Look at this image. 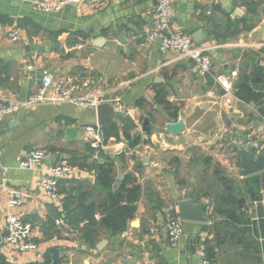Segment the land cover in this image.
Listing matches in <instances>:
<instances>
[{"label": "crops", "instance_id": "0c3cea01", "mask_svg": "<svg viewBox=\"0 0 264 264\" xmlns=\"http://www.w3.org/2000/svg\"><path fill=\"white\" fill-rule=\"evenodd\" d=\"M172 2L175 29L208 51L214 74L229 80L231 91L226 92L214 79L203 78L194 62L179 53H162L160 41L146 40L145 27L156 25L158 0H76L53 13L40 11L32 0H0L2 101L34 95L49 73L55 79L77 84L80 95L102 93L117 112L123 111L117 116L121 130L124 123L120 119L131 116L137 131L133 136L141 137L134 149L123 137L115 141L111 136L105 141L104 135L96 147L92 146L85 128L98 125L97 108L70 100L26 106L7 116L0 124V234L3 237L6 183L9 188L29 193V199L14 212L34 224L33 240L38 245L37 250L21 254L0 244V254L8 263L51 264L50 250L57 248L62 264H199L204 248L214 264H264V209L260 203L264 172L244 177L237 149L249 133L257 135L264 120L259 112L263 105L245 103L236 90L244 77L249 78L250 87H257V68L258 74L264 75V0ZM14 30L19 31L17 41L10 38ZM198 32L202 33L200 42L194 38ZM122 36L125 43L120 41ZM98 39L102 44L96 45ZM159 91L166 93L165 105L177 109L176 119L156 101ZM142 115L149 119L152 131H143L139 121ZM180 119L185 122L182 135L165 130L166 124ZM68 129H77L74 137L65 133ZM260 139L264 145V132ZM89 147L116 160L118 188L130 174L135 179L130 186H138L140 193L128 229L115 236L101 229L94 245L85 242L83 225L74 228L63 218L68 215L66 199L73 182L93 185L97 173L88 164L95 160L104 163L100 153ZM191 147H209L216 156L221 154L225 175L240 185L232 188L220 180L218 185L213 182L222 199L221 214H216L208 197L197 194L198 180L188 172L190 160H186V149ZM33 148L46 149L48 156L36 167L21 169L20 159ZM88 151V164H82L87 167L74 163L76 156L83 152L88 155ZM122 155H126L127 163L119 159ZM168 156L173 158L166 159ZM137 160L142 162L140 170L136 169ZM62 161L76 171L60 183L61 204H51L37 182L50 166ZM120 175L124 176L122 182L118 181ZM256 176L262 179L254 196L246 185ZM161 189L169 206L159 195ZM189 194L203 205L209 221L185 222L178 246L172 247L165 229L166 216L178 213V203ZM97 216L102 217L101 213ZM60 218L71 231L57 224ZM102 241L107 243L99 249Z\"/></svg>", "mask_w": 264, "mask_h": 264}, {"label": "built area", "instance_id": "2783aa9c", "mask_svg": "<svg viewBox=\"0 0 264 264\" xmlns=\"http://www.w3.org/2000/svg\"><path fill=\"white\" fill-rule=\"evenodd\" d=\"M76 0H32L34 6L45 13L58 12L64 6L75 2ZM103 0H91L92 3H100ZM155 27L146 26L144 34L146 40L150 43L160 41L162 53L175 51L182 57L194 62L200 75L203 78L214 79L223 89L228 92L232 90L231 82L223 76L214 74L213 60L206 49L197 45L191 36L178 32L175 29L174 6L172 0H158L157 11L155 14ZM12 41L19 39V31L14 30L10 33ZM78 85L65 79H55L53 75L46 73L41 82L37 93L25 99L14 101H2L0 98V124L7 116L17 113L26 106L57 103L64 100H70L77 105L96 109L100 104L110 102L102 93L96 95H80ZM121 108V107H120ZM123 113V111L119 110ZM86 133L92 137V143L96 145L102 141V130L96 125H88L85 128ZM264 132V120L254 135L248 137L241 143L250 147L256 156L264 154V145L261 143V135ZM48 156L44 148H33L28 151L19 161L21 169H31L41 164ZM76 169L67 161L59 162L48 168L45 175L37 182V186L43 190L51 204H61V194L59 190L60 183L63 180L71 178ZM7 189V204L4 215L3 237L0 244H7L18 253L35 251L38 245L34 242V224L26 220L23 215L14 212L15 209L22 207L29 199L30 195L21 189ZM260 203L264 209V193L261 195ZM98 217V216H97ZM58 225L69 227L63 218L57 220ZM185 222L179 217L178 213H167L165 229L168 234L169 244L177 247L183 234ZM71 231L70 227L67 228ZM70 235V232L67 236ZM199 264H214L208 257L204 248L200 250Z\"/></svg>", "mask_w": 264, "mask_h": 264}, {"label": "trees", "instance_id": "16d2710c", "mask_svg": "<svg viewBox=\"0 0 264 264\" xmlns=\"http://www.w3.org/2000/svg\"><path fill=\"white\" fill-rule=\"evenodd\" d=\"M258 72L259 68H257L255 72L257 73V75H255V82L258 83L257 87H250L249 78L244 77L239 79L236 85V90L238 97L245 103L263 105V107L259 109V112L264 116V75L258 74ZM166 97L165 92L159 91L156 101L165 105ZM165 106V110L169 113L168 115H170V117H175L176 119L177 109L175 107ZM170 108H174V110H170ZM252 118L253 120L255 119L253 116ZM120 122L124 123V126L127 128L125 130V136L130 143V147L134 149L139 146L141 143V137L136 134L131 138L130 133L128 132L130 128L135 127L134 124H132L127 118L120 119ZM124 128L125 127L121 130L118 121H110L101 130L105 141L111 136L119 140V133H122ZM92 146L96 147L93 144ZM89 150H93V152L98 151L96 148L92 147H89ZM98 152L100 153V157L104 160L103 164H100L98 160H95L91 164L86 162V164L90 165L88 167L95 170L97 173L95 183L92 185L86 181L73 182L74 186L70 189L66 199V203H68L66 213L68 212V215L63 217L64 219H68L69 224L74 228L79 229V227L83 225L84 240L90 245L96 244L97 234L101 229L106 228L113 236L125 232L128 229L130 220L135 216L137 202L140 197L139 187L130 186V184L135 181L134 177L130 174L126 176L125 180L117 190L114 189V185L117 182V171L115 167L116 160L111 156L104 154L101 150ZM119 159L126 162V155L120 156ZM141 164L142 162L137 160V170H140ZM84 167H87V165ZM260 179L262 178L256 176L251 185L247 183V192L250 191L252 195L256 196V194H254L256 191L253 187L255 184H259ZM215 184L217 185V183ZM215 184L209 183L208 185L214 188L216 186ZM237 189L239 190V188ZM204 190H207V188ZM220 199V195L218 194V198L213 202L216 214L223 213V209H221L222 202ZM98 213H101V219L97 218ZM0 264L10 263H8L0 254Z\"/></svg>", "mask_w": 264, "mask_h": 264}, {"label": "water", "instance_id": "95a60500", "mask_svg": "<svg viewBox=\"0 0 264 264\" xmlns=\"http://www.w3.org/2000/svg\"><path fill=\"white\" fill-rule=\"evenodd\" d=\"M195 40L200 42L202 40V33L198 32L194 36ZM102 39H98L96 45L102 44ZM120 41L125 43V38L120 37ZM97 122L98 126L102 129L108 122L117 121V116L121 115L119 112L115 110V105L112 102L102 103L97 107ZM131 123H134V119L131 116L126 117ZM139 121L143 123V131L150 132L152 131V126L150 125L149 119L144 117L143 115L139 118ZM185 128V122L183 119L175 123H168L165 126V130L168 133H171L176 136H180L183 134ZM157 133H160L161 130L159 128L154 129ZM69 137H74L77 133V129H68L65 131ZM238 155L240 157V165L242 168V175L244 177H250L256 174H260L264 172V154L260 156H256L250 147H247L245 144H240L238 147ZM2 174V167L0 166V175ZM124 180V176L120 175L118 177V181L122 182ZM1 183V176H0ZM114 189H118V183L114 185ZM178 215L184 222H196V223H208V218L206 217L204 207L200 203H196L193 194H189L188 199L180 201L178 203ZM1 217V211H0ZM1 234H0V242H1ZM106 241H102L98 248L101 249L106 245ZM52 256L51 264H62L63 258L61 256L60 250L57 248H52L50 250Z\"/></svg>", "mask_w": 264, "mask_h": 264}, {"label": "rangeland", "instance_id": "374dc122", "mask_svg": "<svg viewBox=\"0 0 264 264\" xmlns=\"http://www.w3.org/2000/svg\"><path fill=\"white\" fill-rule=\"evenodd\" d=\"M170 110H174V108H170ZM124 127L125 128L122 131V134L119 133V140L122 137L126 139L125 130L127 128H126V126H124ZM128 132L130 133V137L131 138L133 137V135L135 133H137V131L135 130L134 127L130 128L128 130ZM116 140L117 139L115 138V141ZM186 150H187V153H188V154L186 153V160L187 161L190 160V163L187 164L189 166L188 167V172L190 171L191 172L190 174L194 175L195 178L198 180L199 186H197V188H195L196 191H197V194L198 195L201 194L202 197H208L209 198V202L211 204L214 201H216V198H218V192H216L217 188L214 189L213 187H210L208 185L209 183H213V182H216L217 180H220V181H223L227 186H231L232 188H234V186H236V185H239L238 183L232 184L231 180H229L231 178H228L225 175V173L223 171V168H222V165H221V161L219 159V156L221 154H217L218 156H216L213 153V150L210 149L209 147L206 148V149H200V148L197 149L196 147H191V148L186 149ZM88 153L89 154L86 155L83 152L78 157L76 156L73 159L74 163L76 162L77 165H81V166H83L82 164H86V161H88V157L87 156H90V154H91L89 151H88ZM189 155H193V156L189 157ZM172 158H173L172 156H168L166 159L171 160ZM177 160L178 159L176 158L175 159V166L179 168L180 167V163H178ZM127 161H128V159H126V163H127ZM215 177H217V178L215 179ZM149 184H151V183H149ZM248 184H250V180L248 181ZM241 186H243V185H241ZM206 188H207V190H204ZM253 188H254V190L256 192L260 191L259 184H255ZM150 189H152V188H150ZM158 192H159V195H160L161 199L163 200L164 204L168 205V203L165 201L166 200V193L162 189L158 190ZM150 200H151V196H150ZM221 200L222 199H220V201ZM238 202H239V205H241V200H239ZM157 204H159L160 207L163 206V204H161L160 202H157Z\"/></svg>", "mask_w": 264, "mask_h": 264}]
</instances>
